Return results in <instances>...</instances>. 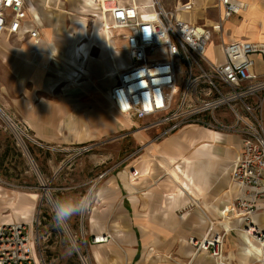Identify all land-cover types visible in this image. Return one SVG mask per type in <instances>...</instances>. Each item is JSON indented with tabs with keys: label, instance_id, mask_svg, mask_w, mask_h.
I'll use <instances>...</instances> for the list:
<instances>
[{
	"label": "built area",
	"instance_id": "built-area-1",
	"mask_svg": "<svg viewBox=\"0 0 264 264\" xmlns=\"http://www.w3.org/2000/svg\"><path fill=\"white\" fill-rule=\"evenodd\" d=\"M98 12L108 18L109 29L122 39L127 65L116 73L109 90L114 108L129 118L148 120L139 128H158V136L188 126L232 133L241 150L231 166L238 189L230 218L238 230L264 252V42H224L223 22L246 7L239 0H215L218 19L198 24L184 18L195 6L178 0L166 8L163 0H98ZM51 0H0V34H20L38 42L40 10ZM213 45L217 57H208ZM219 56V57H218ZM14 129V126H13ZM16 135H25L15 127ZM134 177L137 171L129 170ZM213 223H210V225ZM25 224H0V264H39ZM225 230H207L202 238L190 237L194 254L206 253L215 264H226ZM107 234L93 236L105 243ZM84 263L87 264L85 258ZM250 264H264L251 256ZM226 262V263H225Z\"/></svg>",
	"mask_w": 264,
	"mask_h": 264
},
{
	"label": "rangeland",
	"instance_id": "rangeland-1",
	"mask_svg": "<svg viewBox=\"0 0 264 264\" xmlns=\"http://www.w3.org/2000/svg\"><path fill=\"white\" fill-rule=\"evenodd\" d=\"M60 1L63 3H60L61 9H72L74 14L61 13L55 9L53 2L50 10L41 9L36 46H41L44 42L52 45L54 42L62 51L65 44L69 45L74 41L72 43L75 47L69 48L72 56L76 55L77 50H83L80 46L86 49L89 44L94 43L90 55L97 71L99 65L96 60L102 54L106 58L113 55L120 69L124 68L128 57L116 31L109 29L111 45L107 53L103 49L105 40L102 38L100 13L97 10L99 3L95 8H82L80 5L83 0H78L75 4L70 3V0ZM177 1L163 0L166 8H172ZM214 2L215 0H194V10L184 18L198 24L209 23L210 19L218 15V10L212 6ZM109 24L108 20V26ZM76 34L80 36L76 37ZM217 54L213 45L209 46L207 56L212 58L217 57ZM58 55L44 56L46 59L40 67V82L38 79L33 81L25 78L23 84L9 75L0 60V111L4 114L2 116L0 113V193L3 196L0 198V224L6 218H10L11 222L25 224L39 264H85L83 258L87 264H94L91 257L94 248L105 256L103 264H126L123 260H111L115 256L113 251L116 249L121 252L122 246L115 244V232L111 225L103 222L110 209L109 205L121 203L122 195L126 196L118 173H127L134 178L129 168L140 161V156L145 153V146H142L141 151L135 152L141 143L136 138L134 126H140L148 120L127 116L128 128L80 139L82 118L92 121L101 119L98 105L102 95L95 85L98 84L104 90L109 86L110 90L114 77L103 76L101 83L96 79H86L81 74L82 56L67 62L68 69L77 73H72L74 79L70 78L69 81L64 77L66 68L61 63L60 55L63 53L59 52ZM106 70L112 71L115 76L112 64H108ZM15 127L25 134L20 139ZM147 133L151 139L152 133ZM110 179L118 181L122 194L118 190L116 197L108 200L103 187L107 186ZM54 196L75 200L87 196L86 199H92L88 210L83 215L73 217L61 231L52 220L50 204ZM125 198L129 200L127 196ZM24 199L32 206L29 220L16 215V209ZM183 209L180 208L178 213L181 214ZM91 214L95 222L89 225ZM101 232L110 233L111 240L107 243L111 248L92 243V237L100 236ZM69 240L75 242L74 249L69 247ZM189 248L191 249L190 246ZM169 258L173 259L171 256ZM210 261L214 264L212 259ZM172 264L184 263L172 260Z\"/></svg>",
	"mask_w": 264,
	"mask_h": 264
},
{
	"label": "crops",
	"instance_id": "crops-1",
	"mask_svg": "<svg viewBox=\"0 0 264 264\" xmlns=\"http://www.w3.org/2000/svg\"><path fill=\"white\" fill-rule=\"evenodd\" d=\"M51 1L56 6L63 4L60 0ZM77 1L70 0V3L75 4ZM243 1L248 3L247 10L223 22V41L264 42V0ZM46 9L51 8L46 6ZM218 16L209 21L218 19ZM77 36L80 35L76 34ZM37 43L23 34L17 37L7 33L0 34L2 67L21 84L25 78L33 81L38 79L40 82V67L46 59L44 56L56 57L59 52L63 53L60 56L61 63L66 68L64 77L70 81L67 62L74 57L81 58L88 48L80 46L84 52L77 50L76 55L71 56V43L65 44L62 51L54 42L52 45L44 42L41 46H36ZM111 58L102 54L98 58L102 62L96 60L99 71L93 65L92 59L85 60L92 76L100 83L103 76L115 78L112 71L106 70L108 64L115 66V73L120 70ZM113 58L115 60L114 56ZM257 70L264 72V65L258 62ZM95 86L102 95L98 105L101 119L92 121L82 118L80 139L129 127L128 120L127 123H122L120 113L109 99V86L106 90L100 89L98 84ZM139 129H135V135L141 144L135 152L141 151L142 146H145V153L140 156V161L129 168H134L138 176L131 178L127 173H118L129 200L122 195V202L109 205L107 216H104L103 223H108L114 229L115 244L122 246L121 252L116 249L113 251L115 256L111 260H123L126 264H172V260L182 261L184 264H213L210 261L213 258L206 253L194 254L188 243L190 237L202 238L210 228L212 231L226 232V264H250L252 255L258 258V246L251 240L246 244L244 235L238 230L240 222L230 218L233 200L238 195L230 170L241 150L240 138L198 126H188L160 137H157L156 127ZM180 130L182 131L179 132ZM147 132L152 133L151 139ZM107 182L103 192L108 200L115 198L118 190L122 194L118 181L110 179ZM2 197L0 193V198ZM30 205L24 199L16 209V215L23 220H29L32 212ZM180 208H184L181 214L178 213ZM262 218L261 214L256 216L259 221ZM11 221L6 218L3 223ZM93 221L91 214L89 225ZM100 234H107L111 240L110 233ZM105 243L100 246L111 248L109 243ZM170 256L173 257L172 260ZM91 257L94 264H103V258L105 259L97 248L92 250ZM213 262L215 264L214 260Z\"/></svg>",
	"mask_w": 264,
	"mask_h": 264
},
{
	"label": "bare ground",
	"instance_id": "bare-ground-1",
	"mask_svg": "<svg viewBox=\"0 0 264 264\" xmlns=\"http://www.w3.org/2000/svg\"><path fill=\"white\" fill-rule=\"evenodd\" d=\"M194 2V0H192ZM240 2H242L243 4L246 5V7L240 12V13H243L247 10L248 8V3L247 2H243L241 0H239ZM149 0L146 1V3H148ZM96 4H98V0H83L81 2V7L82 8H95ZM47 7L51 8V5H48ZM56 10H59L61 13H65V14H74L72 11V9H69V10H64V9H61L59 6H56L55 7ZM32 14L33 16L35 17V19H37L39 22H40V17L38 16V13L36 11L35 8H32ZM99 20H100V25H101V28H102V38L104 37V45H103V49L105 51H107V49L109 48V46L111 45V39H110V36H109V26H108V19L107 17L105 16H102L101 14L99 15ZM207 21V20H206ZM49 33V31H48ZM91 42V41H90ZM72 46L69 47L71 49H73L75 46L73 45V43L71 44ZM94 45V43H91L88 45V50L86 49L85 53L83 54V57H82V60L80 61V68H81V74L83 76H85L86 79H89L90 81H94L95 78L92 76L91 72L89 71V69L87 68V63H86V58L87 59H92V56L90 55V49L91 47ZM83 51V50H82ZM84 52V51H83ZM207 52V50H206ZM75 54V52H73ZM112 58V61L115 62L113 56H111ZM98 62H102V60L100 59H97ZM115 67V66H114ZM69 71V75L68 77L71 78L72 80L74 79V76L73 74H77L75 71H72L71 69L68 70ZM73 73V74H72ZM111 105V104H109ZM112 106V105H111ZM120 113V112H119ZM122 114V113H121ZM2 116H4L3 114H1ZM126 115V114H124ZM123 114L120 115L121 116V121L122 123H127V119L125 118ZM127 116V115H126ZM6 117V116H5ZM137 130H140V129H137ZM180 164V163H178ZM168 174V173H167ZM131 177V176H130ZM172 180V179H171ZM99 237V236H98ZM258 253H259V256L258 258H262L264 259V252H261V250L259 249L258 247Z\"/></svg>",
	"mask_w": 264,
	"mask_h": 264
},
{
	"label": "clouds",
	"instance_id": "clouds-1",
	"mask_svg": "<svg viewBox=\"0 0 264 264\" xmlns=\"http://www.w3.org/2000/svg\"><path fill=\"white\" fill-rule=\"evenodd\" d=\"M80 197L79 200L68 197H53L51 200L52 220L54 225L61 231L69 224L73 217L83 215L89 208L91 197ZM69 247L74 249L75 242L68 241Z\"/></svg>",
	"mask_w": 264,
	"mask_h": 264
},
{
	"label": "water",
	"instance_id": "water-1",
	"mask_svg": "<svg viewBox=\"0 0 264 264\" xmlns=\"http://www.w3.org/2000/svg\"><path fill=\"white\" fill-rule=\"evenodd\" d=\"M1 114H3L1 111H0ZM4 115V114H3Z\"/></svg>",
	"mask_w": 264,
	"mask_h": 264
}]
</instances>
